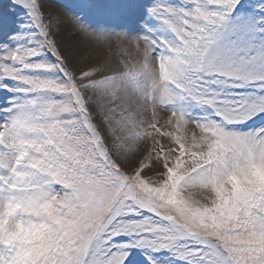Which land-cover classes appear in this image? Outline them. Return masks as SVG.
I'll return each mask as SVG.
<instances>
[{
    "label": "snow or ice",
    "instance_id": "snow-or-ice-1",
    "mask_svg": "<svg viewBox=\"0 0 264 264\" xmlns=\"http://www.w3.org/2000/svg\"><path fill=\"white\" fill-rule=\"evenodd\" d=\"M0 264H264V0H0Z\"/></svg>",
    "mask_w": 264,
    "mask_h": 264
},
{
    "label": "bare ground",
    "instance_id": "bare-ground-1",
    "mask_svg": "<svg viewBox=\"0 0 264 264\" xmlns=\"http://www.w3.org/2000/svg\"><path fill=\"white\" fill-rule=\"evenodd\" d=\"M51 2H52V4H53V6H56V5H58V3H57V2H55L54 0H51Z\"/></svg>",
    "mask_w": 264,
    "mask_h": 264
},
{
    "label": "rangeland",
    "instance_id": "rangeland-1",
    "mask_svg": "<svg viewBox=\"0 0 264 264\" xmlns=\"http://www.w3.org/2000/svg\"><path fill=\"white\" fill-rule=\"evenodd\" d=\"M55 2H57L58 4L63 2V0H54Z\"/></svg>",
    "mask_w": 264,
    "mask_h": 264
}]
</instances>
